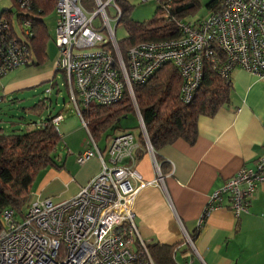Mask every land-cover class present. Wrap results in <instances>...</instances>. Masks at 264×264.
<instances>
[{
    "label": "built area",
    "instance_id": "2783aa9c",
    "mask_svg": "<svg viewBox=\"0 0 264 264\" xmlns=\"http://www.w3.org/2000/svg\"><path fill=\"white\" fill-rule=\"evenodd\" d=\"M49 1L54 3L55 13V75H62L70 104L86 133L76 161L84 165L97 159L100 171L67 201H30L20 223L11 211H5L0 264H153L148 244L139 235L132 204L140 189L160 181H144L135 169L122 165L126 160L133 163L138 148L131 133L112 136L102 151L82 112L91 105L116 104L128 94L140 135L152 153L133 86L145 84L168 64L177 70L182 80L180 100L188 104L200 87L205 62L227 82L235 69L264 77V0H217L208 10V18L177 21V39L137 44L128 49L125 58L115 38L122 15L116 0H91L94 8L90 14L83 0ZM31 2L17 0L21 9ZM109 7L112 16L107 14ZM168 8L163 6L164 13ZM22 28V36H31L29 21ZM28 54V46L10 36L8 22L0 19V78L21 68ZM45 92L50 94V90ZM63 119L60 114L53 118L56 131ZM263 179L264 155L253 168L240 169L210 196L203 219L218 207L222 194L228 195L234 216L247 213ZM201 222L200 218L198 224ZM184 242L193 248L190 236L184 234Z\"/></svg>",
    "mask_w": 264,
    "mask_h": 264
},
{
    "label": "crops",
    "instance_id": "0c3cea01",
    "mask_svg": "<svg viewBox=\"0 0 264 264\" xmlns=\"http://www.w3.org/2000/svg\"><path fill=\"white\" fill-rule=\"evenodd\" d=\"M9 10H13L12 0H0V14ZM55 62L47 60L42 67L10 72L0 85L1 94L9 97L50 82ZM81 131L66 136L59 132L56 166L36 176L29 202L67 201L99 173L97 159L77 164L86 140ZM138 138L133 163L126 160L122 165L135 169L144 181H160L134 196L132 210L140 237L148 245L173 247L175 264H264V179L247 213L234 216L228 195L222 194L218 207L202 217L210 196L240 169L253 168L264 155V77L235 69L228 101L215 115L198 119L193 144L178 139L162 148L156 160ZM109 139L104 146L99 145L102 140L98 143L102 151ZM184 234L192 238L193 248L185 244Z\"/></svg>",
    "mask_w": 264,
    "mask_h": 264
},
{
    "label": "trees",
    "instance_id": "16d2710c",
    "mask_svg": "<svg viewBox=\"0 0 264 264\" xmlns=\"http://www.w3.org/2000/svg\"><path fill=\"white\" fill-rule=\"evenodd\" d=\"M155 17L145 23L129 19L130 6L124 0H116L121 10L119 25L126 32V38L118 42L123 58L129 48L140 43L177 39V21H185L200 8V0H155ZM210 1L207 11L217 5ZM168 5L164 13L163 6ZM12 9L3 11L0 19L9 24V34L26 44L29 54L21 68H38L47 62V42L50 39L44 18L54 11V3L49 0H32L24 9L17 0H12ZM14 16V19H13ZM171 21H168V20ZM18 25L20 36L14 28ZM29 21L31 36L24 35L22 23ZM23 29V30H22ZM12 32V33H11ZM56 75L50 82H54ZM1 77L0 79H2ZM182 80L171 65L162 66L145 84L133 86V93L142 118L149 144L158 160L159 151L178 139L193 144L197 136V121L200 117H211L228 101L231 81L223 80L209 62L204 63L199 89L188 104L180 100ZM134 113L128 94L122 101L110 105H91L82 112V119L94 140L109 139L118 129V123ZM59 115V114H57ZM56 115V116H57ZM55 117V116H54ZM54 117L26 125L22 131H6L0 128V219L5 211H11L13 219L24 215L28 208L30 189L36 176L49 167H55V157L61 143L59 131L52 124ZM139 141L144 146L142 136ZM16 220V219H14ZM3 225L0 221V231ZM153 264H175L173 247L147 245ZM146 260H144L145 262Z\"/></svg>",
    "mask_w": 264,
    "mask_h": 264
},
{
    "label": "rangeland",
    "instance_id": "374dc122",
    "mask_svg": "<svg viewBox=\"0 0 264 264\" xmlns=\"http://www.w3.org/2000/svg\"><path fill=\"white\" fill-rule=\"evenodd\" d=\"M130 6L129 19L136 23H145L151 21L155 17L157 10V3L149 0L141 3V0H124ZM212 0H200V8L197 12L189 15L186 21H197L203 18H208L209 14L206 5ZM88 14L92 13L94 5L91 0H83ZM118 4V3H116ZM107 14L112 16V9H107ZM14 19V16H13ZM44 25L47 27L51 39L46 52L47 60L53 61L57 57V49L54 45L52 36L53 28L55 26V15L44 18ZM98 21H94L97 25ZM14 28L20 36L18 25L13 21ZM112 28L115 24L111 22ZM105 34V33H103ZM115 38L118 42L126 38V32L122 25L117 26L115 29ZM9 74V73H8ZM5 78L0 79V85L5 83ZM63 84V85H62ZM46 90H50V94H46ZM60 114L64 117L63 121L59 124L58 131L62 136L66 134H73L76 131L82 130L80 119L74 113L72 105L70 104L66 88L64 87V80L60 73H57L54 82H44L32 88L24 89L21 92L5 97L0 91V128H5L6 131L19 130L22 131L26 125H31L33 122L39 123L47 119L49 116L54 117ZM83 132V131H81ZM122 132H129L134 137L140 135L139 121L136 114H130L123 118L118 123V129L113 135ZM105 140H102L99 145L104 146ZM108 143V142H107ZM26 207L24 208V212ZM15 221L21 222V218H14ZM1 224L4 226L3 217L0 219Z\"/></svg>",
    "mask_w": 264,
    "mask_h": 264
}]
</instances>
